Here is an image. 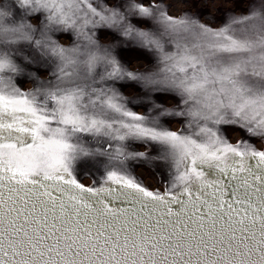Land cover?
<instances>
[{"label": "snow or ice", "instance_id": "1", "mask_svg": "<svg viewBox=\"0 0 264 264\" xmlns=\"http://www.w3.org/2000/svg\"><path fill=\"white\" fill-rule=\"evenodd\" d=\"M223 4L0 0V264H264V0Z\"/></svg>", "mask_w": 264, "mask_h": 264}, {"label": "water", "instance_id": "2", "mask_svg": "<svg viewBox=\"0 0 264 264\" xmlns=\"http://www.w3.org/2000/svg\"><path fill=\"white\" fill-rule=\"evenodd\" d=\"M223 6L225 8L235 7V0H224ZM237 11H239V9H237ZM136 63H139V62H134V64H136ZM149 179H151V178L149 177ZM152 182L155 183L156 181L155 180H152Z\"/></svg>", "mask_w": 264, "mask_h": 264}]
</instances>
